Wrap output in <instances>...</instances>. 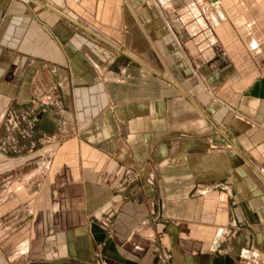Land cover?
I'll return each instance as SVG.
<instances>
[{"label":"crops","instance_id":"0c3cea01","mask_svg":"<svg viewBox=\"0 0 264 264\" xmlns=\"http://www.w3.org/2000/svg\"><path fill=\"white\" fill-rule=\"evenodd\" d=\"M207 1L0 0V264H264V0Z\"/></svg>","mask_w":264,"mask_h":264},{"label":"built area","instance_id":"2783aa9c","mask_svg":"<svg viewBox=\"0 0 264 264\" xmlns=\"http://www.w3.org/2000/svg\"><path fill=\"white\" fill-rule=\"evenodd\" d=\"M217 7H218L217 1L209 0L203 5V10L209 11ZM240 258H241V264H262L263 263V257L259 253L248 250V249L243 250L241 252Z\"/></svg>","mask_w":264,"mask_h":264},{"label":"rangeland","instance_id":"374dc122","mask_svg":"<svg viewBox=\"0 0 264 264\" xmlns=\"http://www.w3.org/2000/svg\"><path fill=\"white\" fill-rule=\"evenodd\" d=\"M50 123H52V124H53V121H51V120H50ZM56 123H58V122H56Z\"/></svg>","mask_w":264,"mask_h":264}]
</instances>
